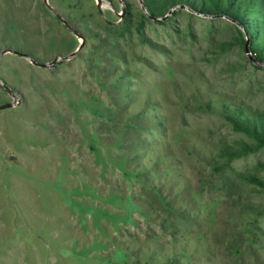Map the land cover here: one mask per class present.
Wrapping results in <instances>:
<instances>
[{
    "label": "rangeland",
    "instance_id": "374dc122",
    "mask_svg": "<svg viewBox=\"0 0 264 264\" xmlns=\"http://www.w3.org/2000/svg\"><path fill=\"white\" fill-rule=\"evenodd\" d=\"M172 2L0 0V264H264V0Z\"/></svg>",
    "mask_w": 264,
    "mask_h": 264
},
{
    "label": "trees",
    "instance_id": "16d2710c",
    "mask_svg": "<svg viewBox=\"0 0 264 264\" xmlns=\"http://www.w3.org/2000/svg\"><path fill=\"white\" fill-rule=\"evenodd\" d=\"M175 4H185L194 11L211 16H225L233 21L241 24L248 30L247 19L249 12L248 0H173L171 6ZM255 56L264 61V48H257L254 52ZM239 117L228 115L227 117L234 123L238 131L244 132L254 138L258 147L264 146V113L252 112L251 114H240ZM236 155H231L234 158ZM256 183L264 186V182L254 180Z\"/></svg>",
    "mask_w": 264,
    "mask_h": 264
},
{
    "label": "water",
    "instance_id": "95a60500",
    "mask_svg": "<svg viewBox=\"0 0 264 264\" xmlns=\"http://www.w3.org/2000/svg\"><path fill=\"white\" fill-rule=\"evenodd\" d=\"M58 17L59 18H61L60 17V15H58ZM62 19V18H61ZM64 22V24L68 27V28H70L69 27V25L65 22V21H63ZM7 53V51H4L2 54H6ZM15 54H18V52H14ZM75 54H73L72 56H74ZM39 66H41V67H48V66H50V65H39ZM0 84H1V81H0ZM5 87V89H6V91L14 98V100H16L17 99V97H16V95H15V93L12 91V90H10V89H8L6 86H4ZM15 106V104L14 103H10V104H4V105H2V106H0V110H5V109H9V108H12V107H14Z\"/></svg>",
    "mask_w": 264,
    "mask_h": 264
}]
</instances>
